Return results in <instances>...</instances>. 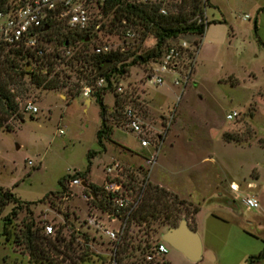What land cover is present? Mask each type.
<instances>
[{
	"label": "rangeland",
	"instance_id": "rangeland-1",
	"mask_svg": "<svg viewBox=\"0 0 264 264\" xmlns=\"http://www.w3.org/2000/svg\"><path fill=\"white\" fill-rule=\"evenodd\" d=\"M206 6V19L212 23L197 36L199 50L187 83L176 87L167 77L162 85L153 86L146 82L148 65L134 62L116 80L115 88L104 92L106 124L111 128L109 140L103 142L105 151L95 139L98 107L93 98L79 95L82 84L93 86L87 79L90 67L81 70L74 61L71 67L55 61L47 79H58L64 87L58 85L53 90L34 87L28 76L8 86L15 96L18 117L9 120L10 131L0 130V188L29 205H19L14 216L11 203L0 210V264H112V244L96 226L114 229L117 224L109 222L102 210H94L90 201L84 203L81 189L69 187L68 181L80 178L77 173L85 169L87 152L96 153L90 159L87 183L102 186V169L112 161L133 167L132 174L141 173L138 167L146 166L142 158L148 153L123 127L121 111L127 105L138 112L150 145L159 147L148 185L186 204L188 213L181 209L179 218L189 227L194 226L191 208H199L195 215L199 262H188L168 248L164 257L149 252L151 259L142 264H246L264 247V13L258 12L264 0H208ZM135 27L143 32L141 25ZM122 32V27L99 32L88 36L82 45L76 35L61 27L49 35L44 48L48 57L61 58L66 51L89 55L91 47L107 43L122 50L116 54L129 62L137 44L123 40ZM6 61L17 70L27 63L28 71L35 74L48 68L33 59L7 57ZM118 86L121 93L116 91ZM26 104L34 106L37 113L24 112ZM233 112L236 117L225 120ZM168 115L172 118L166 127ZM135 174L132 176L141 177ZM65 176L71 178L63 183L61 193L57 181ZM120 181L127 184L125 178ZM231 182L239 186L237 194L229 191ZM248 184L253 187L248 189ZM245 196L254 198L258 207L246 210L241 203ZM170 199H166L168 203ZM5 217L9 224L3 235ZM46 225L52 226V236L42 235ZM27 226L43 247L41 262H28L23 245ZM151 228L154 232L145 238L144 227L130 224L129 240L142 245L147 239L151 247L168 230L166 224L156 221L151 222ZM135 255L138 257L137 252ZM252 264H264V257Z\"/></svg>",
	"mask_w": 264,
	"mask_h": 264
},
{
	"label": "built area",
	"instance_id": "built-area-1",
	"mask_svg": "<svg viewBox=\"0 0 264 264\" xmlns=\"http://www.w3.org/2000/svg\"><path fill=\"white\" fill-rule=\"evenodd\" d=\"M185 1L0 0V63L4 62L7 57L20 58V56L22 58L33 59L38 63H44V57L48 55L44 46L49 42V35L55 33L56 29H60L61 27L73 36L85 37L87 41L84 43L88 42V36H94L103 31L111 32L117 27H122L123 40L128 41V44H137V51L132 52L128 57L129 62L118 63L115 67L117 68L120 64H130L132 60H137L145 52L156 49L157 40L144 30L142 32L143 34L137 32L135 26L138 23L130 25L126 24L124 20H121L120 25H117V22H114L115 12L137 7L145 8L148 11L154 12L156 16L165 18L174 15L177 7L185 3ZM207 1L200 0L199 11L191 19L196 25L206 27L208 23L206 19ZM244 18L248 19L247 16ZM43 27H46V30L43 31ZM197 36L194 34H185L165 40L159 49V54L145 63L148 65L149 71L146 82L153 86H159L169 77L171 78V84L173 86L180 87L187 83L190 80V75L194 69L197 52L199 50L200 42L197 40ZM188 37H192V40H188ZM62 47L65 49L68 46L64 43ZM120 51L122 50L117 49L116 46L102 43L91 47L90 54L101 57L120 53ZM15 53H19L20 55L14 57ZM71 55L66 51L61 58L56 55L57 57H53L54 59H52L54 62H59L60 60L66 61ZM137 63L139 62L137 61ZM109 66L100 72H103V75H99L100 73L95 74V71H92L88 79L93 82L95 89L93 86L82 84L79 93L82 98L94 99L95 91L108 88V85L110 89L115 88L116 80L120 79V76L116 73H111ZM46 70L43 69L40 72L44 74ZM116 91L121 93L122 89L118 86L116 87ZM22 110L31 115L37 113L36 108L31 104L24 105ZM121 114L124 129L128 130L130 134H133L139 142V147L148 153L146 157L142 158L146 166L138 167L141 173L134 172L132 174L133 167L126 168L119 162L112 161L102 169L103 184L102 186H96L99 189L96 194L91 193L86 188H82L81 183L84 181L78 177L68 181L69 187L78 186L81 189V193L85 190L82 193L84 203L90 201L93 208H95L94 210H102L109 219V222L117 224L114 229L104 228L99 224L96 226L99 233L112 244L110 257L114 256L116 245L121 242L127 230L128 218L140 204L148 184L150 170L156 162L159 149L156 144L150 145L146 136L147 130L144 128L138 112L131 105L124 106ZM236 115L234 112L228 114L225 116V120L230 121ZM171 118V115L167 116L165 122L166 127L169 126ZM134 174H139L141 177L137 179L132 176ZM123 178L127 181L125 185L120 181ZM247 188L251 189L252 186L248 184ZM228 189L230 192L237 194L239 186L231 182L228 185ZM92 201L100 203L101 206L93 205ZM241 203L246 210L256 209L258 207L257 201L250 196L241 198ZM91 222L92 220L89 219L88 223ZM53 234L54 231L51 225L43 227L42 235L48 237ZM168 248L169 246L166 243L158 239L149 248L148 253L144 257L145 261L151 259L152 255H149V252H152L151 254L155 256L164 257Z\"/></svg>",
	"mask_w": 264,
	"mask_h": 264
},
{
	"label": "trees",
	"instance_id": "trees-1",
	"mask_svg": "<svg viewBox=\"0 0 264 264\" xmlns=\"http://www.w3.org/2000/svg\"><path fill=\"white\" fill-rule=\"evenodd\" d=\"M200 0H187L185 3L177 7L176 12L172 16H168L165 18H161L155 15L154 12L148 11L145 8H137L132 7L130 9H124L115 12L114 22H117V25H120L121 20H124L126 24L134 25L138 23L143 27V30L152 35L157 40L156 49L147 51L143 55L139 56L137 60H132L130 64H120L117 68L115 65L125 61L121 54H110L108 56H95L92 54H85L81 52L75 53L71 55V57L64 61L60 60L59 63H62L64 66H72L73 61L75 64H78L81 70H84L85 66L90 67L88 76L92 74V71H95L99 68L101 63L109 62V70L111 73H116L119 76L123 75L129 67H131L134 62H139V64H145L151 58L156 57L159 54V49L164 43L165 40L169 38H174L179 35L185 34H194L198 36H202L205 27L202 25H196L191 21L192 17L195 15L197 11H199ZM258 12L264 13V7L260 8ZM212 22H208L206 26H208ZM252 30L255 34L256 32V20L253 19ZM59 29H56V32ZM78 41L85 45L84 40L85 37L77 36ZM67 43V40H64L62 44ZM259 43V41H258ZM260 44V43H259ZM20 55L19 53H15L14 57ZM53 57H44V63L48 66L46 72L42 74L40 70L37 74L30 71H25V68L28 67L27 63L24 64L22 69L17 70L14 64L11 61L4 62V65L0 66V130L10 131L12 128L8 125L9 120L17 118V103L15 102V96L12 94L11 90L8 89V86H12L16 84V81L19 82L22 80L24 76H28L29 83L36 88H42L43 90H53L61 85L59 84L58 79H47V75L52 72L53 69ZM22 56H20V59ZM53 58V59H52ZM59 58V57H58ZM57 58V59H58ZM53 75L57 76V73L54 72ZM99 75H103V72ZM87 76V79H88ZM107 78V77H106ZM110 89V86H107ZM108 88H102L95 91L94 102L98 107V117H99V127L95 132V139L97 146L101 149V151H105L103 142L109 140V136L111 134V128L106 124V109L105 105L102 101V95ZM75 93L70 94V98L74 96ZM117 104V100L114 102ZM21 121V120H19ZM94 152L86 153V166L83 172L77 173L82 181L87 183V176L90 170V159L95 156ZM70 176L62 177L57 181V185L60 188L61 193L64 190L63 183L70 179ZM144 178V177H142ZM86 190H89L91 193L96 194L99 189L91 184L87 183ZM85 190L82 191L84 193ZM171 197L167 202V198ZM13 204V208L10 212L11 216L15 215V211L19 210V205H29V203L21 204L18 202L16 198H14L13 194L9 191H2L0 188V210L7 204ZM93 205H100V203L96 201H92ZM186 204L178 200L176 197L167 194L165 191L151 187L147 184V187L144 191L143 197L138 205L137 209L131 214L128 218V227L129 225L134 224L137 227H144L143 235L147 238L149 232H154V229L151 228V222L156 221L159 225H167V228H174L177 226L180 221L179 213L181 209H185L183 212L188 213L187 209L184 208ZM190 206V205H189ZM188 208V207H187ZM199 211L198 207L191 208L189 212V216L191 219L195 218V215ZM9 224L8 217L3 218L2 220V234H7L6 226ZM31 226V225H30ZM30 226H27L23 232L24 239V248L28 255V262L30 263H38L43 261L44 252L43 247L38 244L33 236ZM192 230H195L194 226L190 227ZM127 230L124 233V236L120 243L116 245V250L114 256L110 258V262L113 264H142L145 259L146 252L149 250L150 244L149 240H144L142 245L136 244L133 245L129 240L130 237L127 235ZM86 238H84V242H86ZM46 245L50 248H54L55 246L51 242H45ZM138 253V257L135 253ZM264 257V247L260 250V252L256 256H251L247 259L246 264H252L262 260ZM133 259V260H132ZM131 260V261H130Z\"/></svg>",
	"mask_w": 264,
	"mask_h": 264
},
{
	"label": "water",
	"instance_id": "water-1",
	"mask_svg": "<svg viewBox=\"0 0 264 264\" xmlns=\"http://www.w3.org/2000/svg\"><path fill=\"white\" fill-rule=\"evenodd\" d=\"M46 27H43V31ZM87 39L84 40L86 42ZM109 66V62L101 63L99 68L95 70V74H99ZM28 67L25 71H28ZM85 182L81 183L82 188H86ZM93 198V197H92ZM159 239L166 243L169 248L181 254L188 262L197 263L201 258L200 240L194 230H192L185 219H181L177 226L168 229L159 236Z\"/></svg>",
	"mask_w": 264,
	"mask_h": 264
},
{
	"label": "crops",
	"instance_id": "crops-1",
	"mask_svg": "<svg viewBox=\"0 0 264 264\" xmlns=\"http://www.w3.org/2000/svg\"><path fill=\"white\" fill-rule=\"evenodd\" d=\"M209 1H211V0H209ZM84 104H87V106H88L89 105V101L88 100L84 101ZM250 185L253 187L252 184H250ZM194 228H195V230H197V226H196V223H195V218H194Z\"/></svg>",
	"mask_w": 264,
	"mask_h": 264
}]
</instances>
